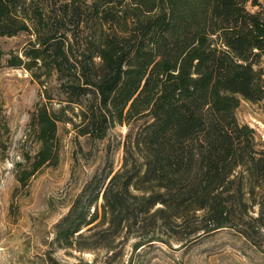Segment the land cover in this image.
I'll list each match as a JSON object with an SVG mask.
<instances>
[{
	"label": "trees",
	"instance_id": "16d2710c",
	"mask_svg": "<svg viewBox=\"0 0 264 264\" xmlns=\"http://www.w3.org/2000/svg\"><path fill=\"white\" fill-rule=\"evenodd\" d=\"M248 1L0 0V37L30 34L7 63L44 88L54 76L65 101L55 109L47 93L49 102L36 103L28 131L37 148L19 181L57 161L58 121L94 139L129 126L121 167L100 188L84 184L56 224L57 239L91 249L74 239L100 224L114 235L130 219L168 230L193 223L198 232L248 214L264 174V150L235 115L240 98L264 97V7ZM142 237L134 248L163 240Z\"/></svg>",
	"mask_w": 264,
	"mask_h": 264
},
{
	"label": "rangeland",
	"instance_id": "374dc122",
	"mask_svg": "<svg viewBox=\"0 0 264 264\" xmlns=\"http://www.w3.org/2000/svg\"><path fill=\"white\" fill-rule=\"evenodd\" d=\"M257 1L259 4L253 5L249 0L246 6L251 10L264 7V0ZM29 36L19 31L0 37V264H264V174L259 177L256 202L247 204L248 214L235 212L228 226L198 232L192 231L193 223L169 230L155 225L153 229L150 220L142 225L130 219L128 224L123 221L115 235L105 230V223L74 239L76 244H94L91 249H79L57 239L56 224L79 197L84 184L92 181L98 188L121 167L129 126L114 125L103 138L94 139L60 120L57 161L41 165L24 183L19 181L18 171L29 168L37 148L28 131L36 103L47 101V93L55 109L65 103L57 101L63 94L54 76L47 79L44 88L26 67L7 63L12 53L22 51ZM66 113L71 114L68 109ZM235 115L240 123L253 128L256 147L264 150V97L240 98ZM137 123L130 126L135 128ZM134 156L138 157L136 153ZM101 202L99 196L95 222L100 219ZM145 234L164 241L153 239L134 248ZM98 238L102 243L96 242Z\"/></svg>",
	"mask_w": 264,
	"mask_h": 264
}]
</instances>
